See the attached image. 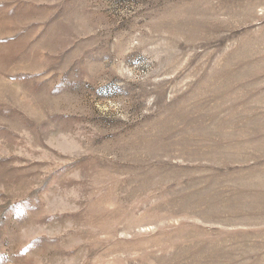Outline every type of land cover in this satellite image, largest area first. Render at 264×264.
Segmentation results:
<instances>
[{
	"label": "rangeland",
	"instance_id": "obj_1",
	"mask_svg": "<svg viewBox=\"0 0 264 264\" xmlns=\"http://www.w3.org/2000/svg\"><path fill=\"white\" fill-rule=\"evenodd\" d=\"M0 264H264V0H0Z\"/></svg>",
	"mask_w": 264,
	"mask_h": 264
}]
</instances>
